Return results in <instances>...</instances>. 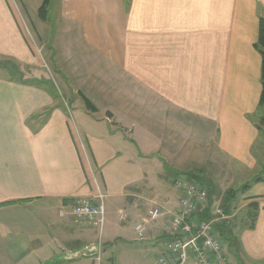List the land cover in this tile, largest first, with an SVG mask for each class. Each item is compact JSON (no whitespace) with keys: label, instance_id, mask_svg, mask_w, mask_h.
Here are the masks:
<instances>
[{"label":"crops","instance_id":"obj_1","mask_svg":"<svg viewBox=\"0 0 264 264\" xmlns=\"http://www.w3.org/2000/svg\"><path fill=\"white\" fill-rule=\"evenodd\" d=\"M41 1L0 0V58L24 79L0 70V264H157L180 197L167 183L186 174L188 154L193 164L204 146L231 170L257 166L264 0H50L45 19ZM29 28L66 98L43 82ZM98 191L101 230L71 213L75 197ZM242 194L254 219L233 228L230 250L226 242L234 262L224 251L232 264H264V181L253 177ZM152 203L165 214L145 222L140 240L126 220L139 222L138 207ZM93 244L113 260L58 259Z\"/></svg>","mask_w":264,"mask_h":264},{"label":"built area","instance_id":"obj_2","mask_svg":"<svg viewBox=\"0 0 264 264\" xmlns=\"http://www.w3.org/2000/svg\"><path fill=\"white\" fill-rule=\"evenodd\" d=\"M172 183L180 189V197L177 208L167 216L170 237L164 251L157 258V264H186L189 259L194 264H232L226 256L223 239L215 225L218 222V206L215 209L213 203L210 206V214L216 216H200L208 208L206 184L184 173L174 177ZM103 199L104 195L99 191L95 196H77L72 200L71 213L75 218L85 219L101 230L105 211ZM163 214L160 206H152L147 210L146 221L157 220ZM134 230L138 239L144 238L143 221L137 222ZM96 258L100 259L99 250Z\"/></svg>","mask_w":264,"mask_h":264},{"label":"rangeland","instance_id":"obj_3","mask_svg":"<svg viewBox=\"0 0 264 264\" xmlns=\"http://www.w3.org/2000/svg\"><path fill=\"white\" fill-rule=\"evenodd\" d=\"M12 3L15 4H19L21 5V0H11ZM42 2V1H41ZM40 6V5H39ZM23 13V12H22ZM38 15V9L37 12H35ZM48 14V12H47ZM49 20V19H48ZM52 20V19H51ZM51 21H48V25L50 24ZM49 29V27H48ZM30 33L32 36H34L35 38L32 40V38L30 37ZM31 39V42L33 43V45H38L42 46L41 50L40 48L38 49L37 46H35V48L38 49V51H41L40 55L42 57V66H43V72L46 74L48 79H45L44 81H47L51 84V86L53 87L54 91L56 92V94H58L59 97H63L66 98L68 95L66 94L62 82L60 80V77L54 73V68L53 65L51 63L52 60H50L49 58V53H48V47L46 44H43L41 42H34L37 41L36 38V32L34 30H32V28H29V31L27 33ZM49 35H50V30H49ZM49 40L52 39V37L48 38ZM49 43V42H47ZM53 52V51H52ZM51 52V56L53 55V53ZM6 60H11V59H3L0 58V61L2 62H6ZM13 61V60H11ZM14 62V61H13ZM15 63V62H14ZM15 66L17 67V69L19 70V65L15 63ZM0 70H2L3 72L7 73V70L0 68ZM17 76V74L15 75ZM77 100H79L81 102V104H83V100L80 99L79 96L75 97ZM83 106H85V104H83ZM260 110L257 111L255 118L257 120V123L260 125L261 127V133L260 136L255 144V157L257 160V166L252 169V170H247L246 168L244 169H235V170H231L228 168V166H226V164L221 163L222 162V156L219 155V159L221 160L220 163H214V160L211 159V155H209V153L211 152V149H208V147H201L200 149L198 148V153H197V158L193 160L194 163H188L189 160L192 158L193 155L195 154H188L186 159L189 158V160L187 159L188 162H186L187 164H184V170L185 173L187 175L189 174H195L200 173L201 176H203V179L208 183V185L212 186L213 188V193H212V202H213V209H215V206H218V211L219 213L217 214H221L220 212V203L222 200V195L224 194V192L228 189H232L234 190L236 196L235 198L231 201V205H230V212L231 214L228 215V218L226 220V225H230L232 226V232H233V228H235L234 230H237L238 227H244L247 224H249L248 222V216L250 214L247 213V207L246 205H244V198H243V192L240 190L241 186L246 183L249 182L251 179H253V177H256L257 175H264V124L259 122L260 119ZM140 141V140H139ZM143 143H148L149 140H143ZM210 150V151H209ZM201 170V172H198L197 170ZM156 173L160 170L159 168H156ZM184 173V172H183ZM181 174V173H180ZM160 181V180H159ZM171 182L168 181L167 185L171 184ZM157 205V203H152L150 205V207ZM145 206H141L138 207V214H141L142 218H139V222H146L147 219V210L150 208ZM216 216V215H214ZM137 219L130 217V219L126 220V224L129 227H134L135 222ZM150 222V221H149ZM101 240H105V238H103V236H100V238H98V241L100 242V244L102 245ZM226 242L227 240L224 241V245H225V249H226ZM120 243V242H119ZM137 245H135L136 248ZM105 245L103 244V248L100 251V256L102 257L103 261H108L109 259H107V255L115 257L114 253H108L107 252L105 254L102 255V253L105 250ZM117 251H119L118 249H120V245H118L116 247ZM150 258L153 259L154 255L156 254V248H151L150 247ZM116 251V250H115ZM132 252L134 254H137V251L132 250ZM226 253L229 257V259H231V261L234 262V259L231 257V255H229L227 249H226ZM136 257H134L133 261H125V264H136ZM140 264H142V262H140Z\"/></svg>","mask_w":264,"mask_h":264},{"label":"trees","instance_id":"obj_4","mask_svg":"<svg viewBox=\"0 0 264 264\" xmlns=\"http://www.w3.org/2000/svg\"><path fill=\"white\" fill-rule=\"evenodd\" d=\"M50 0H42L40 6L38 7V16L40 18L45 19L47 16V7L49 4ZM254 46L255 48L258 50V52L261 55V69H260V80H261V91H260V97H259V102H258V107H257V111L260 110V119L259 122L264 124V14H260L259 15V19H258V33H257V39L254 42ZM0 68H3L5 70H7V73L12 76L15 77L17 80H24L22 78V74H20V71L17 69V67L15 66V63L11 60H6V62H2L0 61ZM17 74V76H15ZM47 87L49 92L53 95V96H58V94H56V92L54 91L53 87L51 86V84L47 81H43ZM80 96L85 104V107L89 110L94 111L95 110V106L92 104V102L85 97L82 93H80ZM258 127L260 128V126L258 125ZM190 177H194L196 180H198L201 183H205L207 186V190H208V196H207V206L208 208L200 214L201 217H205V218H212L214 217V214H210V206L212 205V193H213V188L212 186L208 185V183L203 179V176L200 175V173H197V176H194V174H192V176L190 175ZM255 181H264V175H259L254 177ZM248 187V182L244 183L241 186V191L243 192L246 188ZM236 194L234 192V190L232 189H228L224 192V194L222 195V200L220 203V209H221V213L224 215H229L231 214L230 212V205H231V201L235 198ZM247 207L249 209H256V203L255 202H250L249 204H247ZM254 215H249L250 219L253 220L254 219ZM216 228L219 231V235L222 237L223 241L227 240L228 241V249L230 250V246H231V240L234 238L233 234H232V226L230 225H226V222H217L216 224ZM252 224L249 225V227H251ZM109 260H113L112 256H109V258H107ZM114 264V263H113Z\"/></svg>","mask_w":264,"mask_h":264},{"label":"water","instance_id":"obj_5","mask_svg":"<svg viewBox=\"0 0 264 264\" xmlns=\"http://www.w3.org/2000/svg\"><path fill=\"white\" fill-rule=\"evenodd\" d=\"M96 253H97V245L93 244L88 248H81L75 252L63 253L60 256H58V259H61V260L76 259V258H79L81 256H93Z\"/></svg>","mask_w":264,"mask_h":264}]
</instances>
